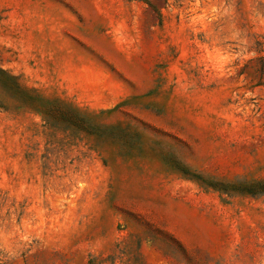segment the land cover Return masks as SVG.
Listing matches in <instances>:
<instances>
[{
    "label": "rangeland",
    "instance_id": "obj_1",
    "mask_svg": "<svg viewBox=\"0 0 264 264\" xmlns=\"http://www.w3.org/2000/svg\"><path fill=\"white\" fill-rule=\"evenodd\" d=\"M0 264H264V0H0Z\"/></svg>",
    "mask_w": 264,
    "mask_h": 264
},
{
    "label": "trees",
    "instance_id": "obj_2",
    "mask_svg": "<svg viewBox=\"0 0 264 264\" xmlns=\"http://www.w3.org/2000/svg\"><path fill=\"white\" fill-rule=\"evenodd\" d=\"M0 72H4V71L0 69Z\"/></svg>",
    "mask_w": 264,
    "mask_h": 264
}]
</instances>
